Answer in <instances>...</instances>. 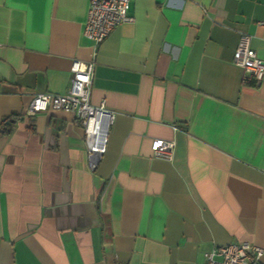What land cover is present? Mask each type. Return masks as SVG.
I'll return each instance as SVG.
<instances>
[{
    "label": "crops",
    "instance_id": "0c3cea01",
    "mask_svg": "<svg viewBox=\"0 0 264 264\" xmlns=\"http://www.w3.org/2000/svg\"><path fill=\"white\" fill-rule=\"evenodd\" d=\"M88 2L0 0V264L264 250V78L244 83L233 61L240 32L264 60V0H131L96 48ZM73 58L93 59L89 103L113 114L94 169L73 114H26L68 90ZM155 138L174 140L170 161Z\"/></svg>",
    "mask_w": 264,
    "mask_h": 264
},
{
    "label": "built area",
    "instance_id": "2783aa9c",
    "mask_svg": "<svg viewBox=\"0 0 264 264\" xmlns=\"http://www.w3.org/2000/svg\"><path fill=\"white\" fill-rule=\"evenodd\" d=\"M131 0H89L82 35L92 42L93 48L123 22L132 20L129 15ZM251 35L240 32L233 61L242 70L244 83H258L264 78V60L260 59L250 45ZM93 59L73 58L69 67L70 86L63 94L45 92L35 94L26 109L31 115L49 110L73 114L79 120L86 142L90 167L95 168L97 159L104 151L105 134L113 120V114L104 103H89ZM175 142L155 138L152 141L153 156L170 161ZM205 264H262L264 250L248 241L218 245L204 252Z\"/></svg>",
    "mask_w": 264,
    "mask_h": 264
},
{
    "label": "trees",
    "instance_id": "16d2710c",
    "mask_svg": "<svg viewBox=\"0 0 264 264\" xmlns=\"http://www.w3.org/2000/svg\"><path fill=\"white\" fill-rule=\"evenodd\" d=\"M7 119H4V122L6 121Z\"/></svg>",
    "mask_w": 264,
    "mask_h": 264
}]
</instances>
